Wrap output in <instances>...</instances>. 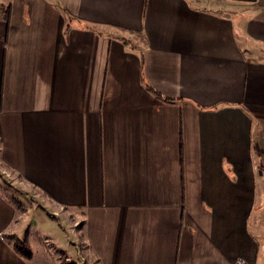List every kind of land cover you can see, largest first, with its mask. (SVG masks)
<instances>
[{
    "label": "crops",
    "instance_id": "1",
    "mask_svg": "<svg viewBox=\"0 0 264 264\" xmlns=\"http://www.w3.org/2000/svg\"><path fill=\"white\" fill-rule=\"evenodd\" d=\"M0 161V264H264V0H0Z\"/></svg>",
    "mask_w": 264,
    "mask_h": 264
},
{
    "label": "rangeland",
    "instance_id": "2",
    "mask_svg": "<svg viewBox=\"0 0 264 264\" xmlns=\"http://www.w3.org/2000/svg\"><path fill=\"white\" fill-rule=\"evenodd\" d=\"M31 186L27 183L23 182L17 175H15L10 169H8L1 161H0V201L1 204H7L12 209H15L16 215L15 220L18 222H27L26 228H30L28 234L26 228L23 226L21 229L20 238L22 241L26 240L27 236H32L33 240L36 243H46L47 239H51L52 243L55 244L51 247L53 250H56L57 247L65 249L67 252H71L70 248L75 245V235L76 232L73 231L72 224L68 219L66 220L65 217L59 218L54 217L52 215L46 214L42 209V204L39 201L41 197L34 194L33 197V190L31 191ZM38 200H37V198ZM262 211L264 210V202L258 203L257 207ZM31 209H35L29 214ZM39 209V210H37ZM41 209V210H40ZM48 211V210H47ZM264 217V215L262 216ZM262 224L264 225V219H260ZM65 221V222H64ZM63 222V223H61ZM25 228V230H24ZM260 229V228H259ZM25 231V232H24ZM77 231V229H76ZM257 240L264 246V227L262 226V231L255 235ZM12 238L13 236H8ZM50 243V244H52ZM74 254V253H73ZM74 258V257H71ZM70 257L62 259L60 262L70 261ZM78 261V260H77ZM79 264H84L81 260Z\"/></svg>",
    "mask_w": 264,
    "mask_h": 264
},
{
    "label": "trees",
    "instance_id": "3",
    "mask_svg": "<svg viewBox=\"0 0 264 264\" xmlns=\"http://www.w3.org/2000/svg\"><path fill=\"white\" fill-rule=\"evenodd\" d=\"M5 19L7 22H9L10 20V9L9 8L7 9ZM15 247H16V250L24 257L28 258L30 256V251H29L28 244L26 241H17ZM62 264H78V263L63 261Z\"/></svg>",
    "mask_w": 264,
    "mask_h": 264
},
{
    "label": "bare ground",
    "instance_id": "4",
    "mask_svg": "<svg viewBox=\"0 0 264 264\" xmlns=\"http://www.w3.org/2000/svg\"><path fill=\"white\" fill-rule=\"evenodd\" d=\"M83 261L85 262V260L83 259Z\"/></svg>",
    "mask_w": 264,
    "mask_h": 264
},
{
    "label": "built area",
    "instance_id": "5",
    "mask_svg": "<svg viewBox=\"0 0 264 264\" xmlns=\"http://www.w3.org/2000/svg\"><path fill=\"white\" fill-rule=\"evenodd\" d=\"M82 261H83V259H82ZM84 262V261H83Z\"/></svg>",
    "mask_w": 264,
    "mask_h": 264
}]
</instances>
